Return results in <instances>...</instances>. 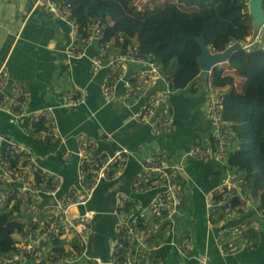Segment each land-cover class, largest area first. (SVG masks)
<instances>
[{
    "label": "built area",
    "instance_id": "obj_1",
    "mask_svg": "<svg viewBox=\"0 0 264 264\" xmlns=\"http://www.w3.org/2000/svg\"><path fill=\"white\" fill-rule=\"evenodd\" d=\"M37 3L70 25L69 55L83 56L88 45L97 43V56L92 59L90 69L96 73L106 68L102 91L107 98L113 96L117 81L125 77V97L137 103L139 121L149 125L158 136L174 132L177 127L171 103L176 92L174 82L150 54L143 52L136 42L124 46V38L120 36L119 43L105 41L104 26L98 21H92L84 33L74 18L70 2L38 0ZM240 45L247 52L259 49L253 39L242 41ZM7 77L8 73L0 70V84ZM205 96L210 130L198 131L185 154L214 164L216 172L219 171L220 183L205 195L206 223L208 228L216 229L221 253L253 249L255 239L251 232H258V226L264 223V208L259 206L261 195L252 196L246 173L228 163L234 142L232 130L222 118L224 94L208 81ZM66 101L76 106L85 102V95L80 90L70 91L66 93ZM28 103V93L19 82L15 83L12 95H0V109L10 114L11 122L18 123L23 117L27 131L32 124L43 122L47 128L35 134L36 137L45 141L57 136L58 128L51 110H31ZM78 154L80 185L61 196L55 205L45 206L43 194L59 191L61 177L41 168L28 147L0 134V183L8 185L6 191L0 192V203L20 198L29 213L24 229L16 238L14 251L1 255L0 264H161L162 246L167 243L177 246L182 255H191V239L182 235L180 245L175 239L184 194L182 166L165 150L147 156L143 170L133 180L137 193L152 189V198L146 204L119 202L115 237L108 257L102 260L90 255L91 218L86 213L72 214L70 209L88 202L101 180L116 177L126 167L127 158L124 151L103 155L97 151L93 140L82 137ZM199 262L211 264L205 256Z\"/></svg>",
    "mask_w": 264,
    "mask_h": 264
},
{
    "label": "crops",
    "instance_id": "obj_2",
    "mask_svg": "<svg viewBox=\"0 0 264 264\" xmlns=\"http://www.w3.org/2000/svg\"><path fill=\"white\" fill-rule=\"evenodd\" d=\"M37 2L0 0V70L8 73L7 79L0 84V95H12L15 83H21L28 93L29 109L51 110L58 134L50 139L49 146V142L26 130L27 124L23 117L18 123H13L10 114L3 109H0V134L28 147L41 168L61 177L59 191L43 194V205H55L61 196L80 185L79 138L93 140L97 151L103 155L110 156L116 151H124L126 167L116 177L101 180L88 202L70 209L72 214L86 213L91 218L92 234L88 253L105 260L115 237L117 204L122 201L131 204L148 203L154 191L148 189L142 194L137 193L133 180L143 170L147 156L165 150L182 166L184 194L175 239L180 245L181 236L189 234L192 254L182 255L177 246L167 243L162 246L164 259L168 247L175 248L181 257H194L193 249L196 250L200 244V251L203 249L204 252L202 257L205 256L211 264H264V223L258 226V240H255L253 249L221 253L216 229L208 228L204 211L206 193L220 183L219 171L216 172L214 164L203 163L185 154L190 150L198 131L210 130L205 90L211 72L200 69L201 72L191 84L175 92L171 103L177 127L170 135L158 136L149 125L136 117L137 103L125 97V77L117 81L111 98H107L102 91L106 68L96 73L90 69L91 61L98 52L96 42L86 47L83 56L69 55L70 25L54 17ZM216 3L212 1L206 6ZM182 7L189 12L201 9L197 6ZM127 23L128 20L124 19L118 27L117 32L122 38ZM263 30L264 26L258 27L252 20L251 34L245 39L256 40L262 46ZM195 31L200 32L201 26ZM217 65L224 69L225 74L234 76L235 87L241 91L245 78L230 68L227 60ZM74 90L84 93L85 102L70 106L66 101V93ZM6 188V185L0 184V192ZM185 213H189L187 227L182 224ZM27 217V212L15 216L21 222H25ZM194 233L198 237L197 245L192 237Z\"/></svg>",
    "mask_w": 264,
    "mask_h": 264
},
{
    "label": "trees",
    "instance_id": "obj_3",
    "mask_svg": "<svg viewBox=\"0 0 264 264\" xmlns=\"http://www.w3.org/2000/svg\"><path fill=\"white\" fill-rule=\"evenodd\" d=\"M59 1L72 4L74 18L84 33L92 21H98L104 26L105 41L115 44L120 42L118 27L127 19L122 34L124 46L136 42L173 79L176 90L186 88L201 72L202 48L196 36H201L213 51H223L229 44L245 40L252 30L249 0H175L145 17L129 15L127 6L132 0ZM212 1L217 3L206 6ZM182 6L201 9L189 12ZM198 26L201 31L197 33ZM262 41L261 48L252 52L238 46L227 58L229 67L245 78L241 91L235 87L234 76L225 74L219 65L212 69L208 81L224 93L222 118L232 130L234 142L228 163L246 173L252 196L260 194L259 206L264 208V30ZM45 128L43 122L34 123L30 132L35 135ZM51 138L46 140L49 146ZM9 199L6 204L0 203V229L5 230L0 240V256L14 251L16 236L26 224L15 218L16 214L26 213L22 200ZM251 236L257 242V232H251ZM161 264H166V260L161 259Z\"/></svg>",
    "mask_w": 264,
    "mask_h": 264
},
{
    "label": "rangeland",
    "instance_id": "obj_4",
    "mask_svg": "<svg viewBox=\"0 0 264 264\" xmlns=\"http://www.w3.org/2000/svg\"><path fill=\"white\" fill-rule=\"evenodd\" d=\"M171 0H132L130 4H128L127 8L129 11L130 16H136V17H145L148 14H151L155 12L156 10L162 8L166 3L170 2ZM239 81V80H238ZM240 87V84L238 85ZM152 130V129H151ZM189 219V213H185L182 216V224L187 227ZM254 220V219H253ZM256 221V220H254ZM252 222V221H251ZM256 225V223L254 224ZM181 230V226L179 227ZM264 229V225L262 226ZM183 230V228H182ZM5 232L4 229H0V240L2 237V234ZM196 245L198 243V237L194 233L192 235ZM200 245L195 249H193V256L194 257H181L177 254L175 248L168 247L166 251V264H200L198 262V258H201L204 254L203 249L200 251ZM198 252H200V255H198ZM97 257V256H95Z\"/></svg>",
    "mask_w": 264,
    "mask_h": 264
},
{
    "label": "water",
    "instance_id": "obj_5",
    "mask_svg": "<svg viewBox=\"0 0 264 264\" xmlns=\"http://www.w3.org/2000/svg\"><path fill=\"white\" fill-rule=\"evenodd\" d=\"M249 9L255 25L258 27L264 26V6L263 0H249ZM196 41L202 48V54L199 58L200 68L204 71H212V69L222 60L228 58L233 50L237 47L234 43L223 51H211V48L206 45L201 36L195 37Z\"/></svg>",
    "mask_w": 264,
    "mask_h": 264
},
{
    "label": "clouds",
    "instance_id": "obj_6",
    "mask_svg": "<svg viewBox=\"0 0 264 264\" xmlns=\"http://www.w3.org/2000/svg\"><path fill=\"white\" fill-rule=\"evenodd\" d=\"M249 2V1H248ZM263 6H264V0H263ZM248 11H249V13H250V9H249V6H248ZM253 20V19H252ZM259 37H261V35H259ZM245 40H247V39H245ZM245 40H241V41H239V42H235L236 44H237V47L239 46V47H241V45H240V43L242 42V41H245ZM232 44H234V42L233 43H231V44H229L227 47H229L230 45H232ZM257 45L259 46V48H261V46L257 43ZM210 47V46H209ZM226 47V48H227ZM211 48V47H210ZM225 48V49H226ZM242 48V47H241ZM212 49V48H211ZM243 49V48H242ZM245 50V49H244ZM246 51V50H245ZM247 52V51H246ZM149 54V53H148ZM222 60H227V58H225V59H222ZM221 60V61H222ZM210 72H212V71H210ZM175 91H177V90H175ZM222 91V93H223V90H221ZM224 94V93H223ZM1 184V183H0ZM2 185H6L7 186V188L4 190V191H6L7 189H8V185L7 184H2ZM3 191V192H4ZM25 211L27 212V210L25 209ZM28 213V212H27ZM28 216H29V213H28ZM27 219H28V217H27ZM26 219V220H27ZM16 220H18V219H16ZM26 222V221H25ZM18 235H19V233H18ZM16 240V239H15Z\"/></svg>",
    "mask_w": 264,
    "mask_h": 264
}]
</instances>
